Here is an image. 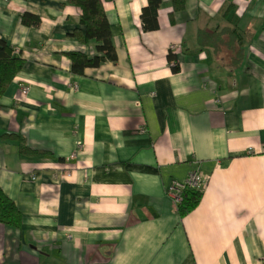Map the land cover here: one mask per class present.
<instances>
[{"label":"crops","instance_id":"crops-1","mask_svg":"<svg viewBox=\"0 0 264 264\" xmlns=\"http://www.w3.org/2000/svg\"><path fill=\"white\" fill-rule=\"evenodd\" d=\"M103 1L119 59L78 75L69 53L98 44L75 36L76 5L0 0V41L25 59L0 135L31 150L0 137V185L23 214L0 223V264H264V0H185L173 17L164 0L146 33L148 0ZM230 19L240 67L199 45ZM193 171L203 194L182 216L167 190Z\"/></svg>","mask_w":264,"mask_h":264},{"label":"trees","instance_id":"trees-1","mask_svg":"<svg viewBox=\"0 0 264 264\" xmlns=\"http://www.w3.org/2000/svg\"><path fill=\"white\" fill-rule=\"evenodd\" d=\"M68 3L76 5L81 10V24L84 29L75 31V36L82 44L97 43V54L89 56L83 52H70L72 60V71L78 75H84L86 68H96L107 62L116 63L119 59L118 52L113 45V32L111 22L107 15L103 0H67ZM164 0H148L147 6L141 12V27L143 32H152L159 29V10ZM185 8V0H175L171 17L175 13ZM232 8V5H231ZM230 8V10H231ZM229 10V11H230ZM41 20L32 14H25L23 23L25 25L38 26ZM238 24L229 20L228 26L223 27L216 33H204L199 36L200 47H207L210 51L218 54L231 65H241L242 49L241 35L238 32ZM223 50L229 54L226 57ZM172 64L173 72L180 71V66L175 53L170 50L168 56ZM226 62V63H227ZM25 66V59L21 57L19 50L9 46L4 41H0V101L5 96L10 86L17 79L19 73ZM0 137H10L19 141V151L21 154L31 153L25 139L18 134H1ZM203 194L202 189H191L185 193L184 202L178 206L182 216L194 210ZM0 223L21 229L23 224V214L15 201L11 199L0 185Z\"/></svg>","mask_w":264,"mask_h":264},{"label":"built area","instance_id":"built-area-1","mask_svg":"<svg viewBox=\"0 0 264 264\" xmlns=\"http://www.w3.org/2000/svg\"><path fill=\"white\" fill-rule=\"evenodd\" d=\"M178 46H172L171 51L177 49ZM28 87L23 88V93H28ZM251 151V150H250ZM34 179H37V175H33ZM205 183V178L201 176L197 171L191 172L184 180H174L168 187L167 193L171 196L175 203L179 206L184 202L185 193L191 189H202Z\"/></svg>","mask_w":264,"mask_h":264}]
</instances>
